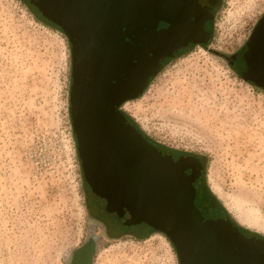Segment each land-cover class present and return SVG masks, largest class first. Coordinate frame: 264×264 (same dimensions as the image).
Instances as JSON below:
<instances>
[{
    "label": "rangeland",
    "instance_id": "rangeland-1",
    "mask_svg": "<svg viewBox=\"0 0 264 264\" xmlns=\"http://www.w3.org/2000/svg\"><path fill=\"white\" fill-rule=\"evenodd\" d=\"M263 14L264 0H220L208 43L176 50L144 92L121 106L151 141L204 159L207 191L220 204L209 212L197 200L205 218L226 215L262 238L264 90L241 72ZM71 83L64 33L42 24L23 1L0 0V264H69L89 235L92 264H179L172 243L151 226L111 237L93 217Z\"/></svg>",
    "mask_w": 264,
    "mask_h": 264
},
{
    "label": "water",
    "instance_id": "water-1",
    "mask_svg": "<svg viewBox=\"0 0 264 264\" xmlns=\"http://www.w3.org/2000/svg\"><path fill=\"white\" fill-rule=\"evenodd\" d=\"M28 1L70 42V114L92 188L163 233L179 264H264V238L244 234L227 216L205 218L196 208L191 162L197 159L174 160L121 110L144 92L164 58L190 43H208L204 24L213 19V0ZM160 21L168 26L157 29ZM242 57L241 78L264 89V14ZM94 253L89 235L68 263L92 264Z\"/></svg>",
    "mask_w": 264,
    "mask_h": 264
},
{
    "label": "flooded vegetation",
    "instance_id": "flooded-vegetation-1",
    "mask_svg": "<svg viewBox=\"0 0 264 264\" xmlns=\"http://www.w3.org/2000/svg\"><path fill=\"white\" fill-rule=\"evenodd\" d=\"M219 1L220 0H213V2H214L213 11H215V9L218 7ZM207 21H210V23H209L208 27H205V24H204V29L206 31L210 32V38H211L212 30L210 28V25L212 23V20H207ZM167 26H168V24L166 22L160 21L158 23L157 29L164 28ZM190 45H191V43H190ZM188 46H186V47H188ZM183 48H185V47H182L181 49H183ZM174 54H175V52H174ZM169 58L170 57L164 58L161 61V64L163 65L164 62L166 60H168ZM237 58H238V55H236L230 61L232 65H235ZM159 148H161V147H159ZM161 149H164V148H161ZM164 150H166V149H164ZM166 151H168L172 154V158L174 160L179 158L181 155L195 157L197 159L198 162L196 160H193V159L191 162L192 165L195 167L196 172H197V176L195 177V179L193 181V186H194V190H195L194 204L198 200L204 205V207L207 211L209 210V208H213L214 204L212 203L210 198H207L208 191H207V186L205 184L204 159L201 156L196 155V154H183V153L172 152L170 150H166ZM185 173L191 174L192 168L190 167V168L185 169ZM87 184L89 186V203L91 204V206L93 205L92 206L93 211L91 213H92L93 217L102 225L103 231L108 236L117 237L121 234L138 236L141 233L140 228L137 225H140L144 222L138 221L137 218H135V216H133L131 213H128L125 209L118 208L117 206H115L113 204V202L110 199L104 197L102 194L98 193L95 189H93L92 186L88 182H87ZM215 207L217 210L218 209L217 206H215ZM222 216H226V215H222ZM144 224H146V223H144ZM147 226H149V225H147Z\"/></svg>",
    "mask_w": 264,
    "mask_h": 264
},
{
    "label": "trees",
    "instance_id": "trees-1",
    "mask_svg": "<svg viewBox=\"0 0 264 264\" xmlns=\"http://www.w3.org/2000/svg\"><path fill=\"white\" fill-rule=\"evenodd\" d=\"M21 1H23L24 3H25V5L28 7V8H30L31 10H32V13L34 14V15H36L37 16V19L42 23V24H44V25H46V26H49V27H51V28H55L57 31H59V32H61V33H63L62 32V30L59 28V27H57L56 25H54L51 21H49V20H47L40 12H39V10L36 8V6H34L33 4H31L28 0H21ZM65 35V34H64ZM202 46H204V45H202ZM173 56H174V54H173ZM172 56V57H173ZM251 84H253V83H251ZM254 85V84H253ZM264 90V89H263ZM124 115L126 116V118L142 133V135L148 140V141H150V142H152L155 146H157V147H161V148H164L163 146H161V145H159V144H157L156 142H153V141H151L150 139H148L147 137H146V135H145V133L139 128V126L126 114V113H124ZM165 149V148H164ZM167 150V149H166ZM84 183H86L87 184V182H86V180H85V178H84ZM87 186H88V184H87ZM88 188H89V186H88ZM210 195V193H207V198H210L211 199V195ZM211 201H212V199H211ZM214 206H213V208H209V212H215L216 211V207L215 206H217V208H218V206L220 205L219 204V201L218 200H215L214 201ZM239 227V229H240V231L241 232H243L244 234H245V232L242 230V228L240 227V226H238ZM161 233V232H160ZM163 234V233H162ZM173 246V245H172Z\"/></svg>",
    "mask_w": 264,
    "mask_h": 264
}]
</instances>
